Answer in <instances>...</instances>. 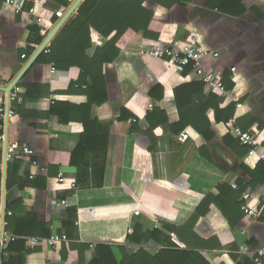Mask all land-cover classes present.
Segmentation results:
<instances>
[{"label": "crops", "instance_id": "crops-1", "mask_svg": "<svg viewBox=\"0 0 264 264\" xmlns=\"http://www.w3.org/2000/svg\"><path fill=\"white\" fill-rule=\"evenodd\" d=\"M36 1L35 5L25 4L22 12L15 13L0 0V87L9 84L30 57H26L30 28L37 26L46 35L74 0ZM247 4L257 7L263 20L258 22L252 16L221 18L215 11L190 4L189 11L173 9L167 15L163 11L157 13L149 25L156 37L146 44L141 32L131 30L119 39L116 44L118 57L104 67L108 99L102 105H93L90 110L92 120L99 125H110L102 174L99 152L80 161L82 170L71 164V156L83 131L81 124L75 121L60 123L57 116H46L55 103H84V96L70 93L68 87L75 83L85 90L88 79L82 78L80 70L75 67L60 70L47 60L32 64L19 81L20 103L26 93L24 85L35 87L33 95H42L45 88L48 94L22 103L28 116L22 117L15 112L7 119V146H25L34 154L22 158L5 201L12 204L21 200L26 212L36 215L42 227L49 225L51 235L64 234L67 242L54 247L43 243L33 247L27 245L28 251L22 256L23 264H79L78 247L82 246H88V249L81 253V263L88 264L94 257L97 244L109 245L119 260L118 247L125 246L127 234L136 226L142 231H153L161 224L184 226L206 195H216L218 185H230L241 176V170H232L235 163L250 168L255 164V160L249 157L236 162L217 142L211 146V151L214 160L227 169V173L202 159L197 134L190 128L180 132L176 128L178 114L174 89L196 81L195 78L191 73L184 76L167 61L144 53L153 42L163 47L173 40H184L191 33H197L200 48L217 54V57L210 55L202 59L204 69L220 75V68L235 67V80L230 73V80L238 84L235 92L242 93V99L248 100L246 109L249 115L264 120V0H247ZM31 7L43 23L34 21L29 13ZM194 9L193 15L191 10ZM91 40L92 48L86 55H91L95 47H101L106 41L95 31H91ZM52 65L54 72L51 71ZM156 85L162 87L161 92L153 91ZM207 94L209 91L204 90L194 99V110L206 103ZM149 103L153 105L151 110L147 108ZM1 104L6 105L3 92H0ZM228 104L221 100L219 108L224 109ZM8 107L14 110V103H9ZM122 110L131 117L129 120H121ZM154 110L160 114H152ZM2 121L1 181L5 119ZM151 127L154 146L141 134L147 133ZM256 129L255 123L248 131ZM258 131L263 143L264 128ZM182 133L187 134L188 139L180 143L177 137ZM32 161L36 162L35 167H32ZM94 162L97 164L91 167ZM30 174H33L31 179ZM59 174L65 178V186L74 182L76 190L58 186ZM247 190L254 199L264 201V183L254 190ZM1 197L0 184V207ZM60 199L67 200V208L56 206ZM196 228L201 238H215L218 242V248L200 251L210 264H243L244 259H249L244 247L253 252L264 246L263 223L249 219L232 229L213 205L197 221ZM64 247L68 252L65 263L61 261ZM146 251L154 254L158 248L149 242Z\"/></svg>", "mask_w": 264, "mask_h": 264}, {"label": "trees", "instance_id": "trees-1", "mask_svg": "<svg viewBox=\"0 0 264 264\" xmlns=\"http://www.w3.org/2000/svg\"><path fill=\"white\" fill-rule=\"evenodd\" d=\"M3 1V0H2ZM190 4L201 5L204 9H209L220 14L222 17L246 18L255 17L259 22L263 16L255 6H248L247 0H83L76 12L62 26L57 35L51 41L49 47L40 54L36 63L47 60L60 70H68L72 67L78 68L82 78L88 79L85 90L82 86L71 83L68 91L79 93L84 96L85 102L82 104L55 103L46 116L55 115L60 123L78 122L83 131L79 138V143L71 156V164L83 169V158L96 152L100 153L101 174L105 164V155L108 144V131L110 125H99L96 120L90 118V110L93 105H102L107 99L106 82L104 77V67L112 64L118 57L119 50L116 47L119 39L128 31L135 33L141 32L143 42H150L155 34H152L149 25L157 13L164 12L165 15L171 13L173 9L189 11ZM196 9L191 10L194 15ZM56 19V18H55ZM91 31L98 33L102 39L106 40L101 47H95L91 55H86L92 48ZM45 34L37 26H32L29 30L27 55H31ZM154 47H159V43H152ZM161 60V59H160ZM186 76L191 71V66L178 69ZM220 76L227 90L235 92L237 81L230 80V68H220ZM211 72V71H208ZM21 83L18 84V87ZM26 93L22 96L23 102L33 97H40L48 94V89L42 95H33L35 87L25 86ZM162 87L155 86L154 92ZM174 103L178 114L176 128L178 131L190 128L197 134L200 144L198 147L199 155L202 159L212 164L223 173L227 169L223 168L214 160L211 146L219 143L225 152L237 160L248 157V148L240 145L233 132L227 127L229 119L235 117L236 125L243 131H247L256 123L258 130L264 128V120L251 116L247 112V99H242L241 109H236L235 105L229 103L226 108L220 109L222 100L217 92L207 94L206 103L197 110H194V99L204 93V85L199 81H191L179 85L174 89ZM161 96V95H160ZM153 97V95H152ZM159 98V96H158ZM247 100V101H246ZM20 101L14 102V110L17 115L28 116ZM152 114H160L153 111ZM121 120H129L131 117L121 112ZM165 120V119H164ZM162 120V122H164ZM219 128L223 129L219 132ZM3 121L0 117V137L2 136ZM153 127L147 133H141L147 137L151 146L155 144L152 136ZM264 149V142L261 144ZM22 151L17 149L12 157L7 160L6 192L13 187L15 176L23 158ZM255 160V164L250 168L245 164L235 163L232 167L233 172L241 170V176L237 178L235 184L238 190H234L231 184L218 185L217 194H208L196 207L195 211L184 226L174 227L161 224L153 231H142L136 226L126 236L125 246L118 247L120 259L117 260L109 245L97 244L94 247V257L88 264H210L200 251L218 248L215 238L205 240L196 231L197 221L204 217L213 205L222 216L227 220L230 228L249 221L248 216L240 210V199L247 189L254 190L258 185L264 183V160ZM80 162V163H79ZM85 162V161H84ZM88 163V162H87ZM95 163L91 167H95ZM85 164V163H84ZM1 184V172H0ZM259 208L260 219L264 216V201H254ZM4 230L12 236H37L49 238L51 236L49 225L42 227L33 213L26 212L21 200L14 203L6 201ZM10 212L8 216L6 213ZM1 218V217H0ZM153 242L158 251L150 254L146 251L147 244ZM27 243L24 241L11 242L3 250L0 256L1 264H23L22 256L26 253ZM182 245V247H180ZM252 246V250H254ZM88 246L78 247L79 264L81 263V253L86 251ZM257 249V248H255ZM67 250L62 248L61 261L67 260ZM242 263V262H241ZM243 264H253L249 259H244Z\"/></svg>", "mask_w": 264, "mask_h": 264}, {"label": "built area", "instance_id": "built-area-1", "mask_svg": "<svg viewBox=\"0 0 264 264\" xmlns=\"http://www.w3.org/2000/svg\"><path fill=\"white\" fill-rule=\"evenodd\" d=\"M36 0H3V4L6 8H10L15 13L22 12L25 4L35 5ZM29 13L35 18L36 23H43L42 19L35 15L34 8L29 9ZM148 56L156 59H161L167 61L169 64L173 65L176 68L188 67L191 66L190 73L193 75L196 81L201 82L204 85V90L209 92H217L220 98L228 103L235 105L236 109H241L243 106L242 93L232 92L225 88V85L222 82L221 76L208 72L204 69L202 65V59L212 55L217 57L216 53H211L208 50L200 48L199 45V35L197 33H191L184 40H173L170 44L163 47H149L145 52ZM24 58V56H22ZM51 71L54 72L55 68L52 65ZM231 77L233 80L236 79L237 73L236 68L232 67L230 69ZM20 92L21 89L18 85L14 86L12 91L9 94V103H14L20 101ZM148 110L153 108V105L149 103L147 105ZM15 114V111L12 108H6V105H0V117L2 119H9ZM227 127L233 132V134L238 139L240 145L248 148V157H254L258 160H264V149H262V142L260 139V132L256 130L243 131L236 125L235 117L229 119ZM1 139V137H0ZM188 139V135L185 133L180 134L177 137V141L180 143L185 142ZM20 149L23 156H32L34 151L28 147H18L16 144L7 146L6 148V159H10L15 150ZM32 167L36 166V162L32 161ZM30 179L33 177V174H30ZM65 178L61 174L56 179V183L61 187H69L72 190H76L74 182H70L68 186H65ZM231 186L234 190H238V186L235 183H231ZM75 196V193L73 194ZM240 210L244 215L248 216L250 220L258 221L260 219L259 208L254 204V196L250 190L243 192L240 199ZM56 206L61 209L68 207V202L65 199H60L57 201ZM8 216L11 215L10 212L6 213ZM2 219H0V253L3 252L4 246L9 242L16 241H25L29 246L33 247L38 243H43L48 247H54L55 245L67 242V237L64 234H52L49 238H35V237H23V236H12L5 232H2ZM262 222L264 224V216L262 217ZM3 226L5 223L3 221ZM245 254L249 257L253 264H264V246H260L255 249L253 252H249L246 247L243 248ZM1 264V263H0Z\"/></svg>", "mask_w": 264, "mask_h": 264}, {"label": "water", "instance_id": "water-1", "mask_svg": "<svg viewBox=\"0 0 264 264\" xmlns=\"http://www.w3.org/2000/svg\"><path fill=\"white\" fill-rule=\"evenodd\" d=\"M83 2V0H74L72 4L67 8V10L61 15V17L57 20V22L53 25V27L49 30V32L45 35L41 43L36 47L34 52L30 55L28 60L25 62L21 70L18 72V74L11 80L9 84H7L4 87H0V92H3L6 95V108L8 109L9 104V94L16 86L22 76L27 72V70L34 64L37 60V58L40 56L42 52L45 51V49L49 46L53 38L57 35L59 30L62 28V26L67 22V20L76 12L79 5ZM4 143H5V153L3 158V164H2V181H1V191H2V197H1V219L3 220L6 209H5V194H6V177H7V159H6V148H7V130H8V122L7 118L5 119L4 123ZM1 231H4L3 221H2V228ZM9 238L7 239V243L5 244L4 248L7 247L9 244Z\"/></svg>", "mask_w": 264, "mask_h": 264}]
</instances>
